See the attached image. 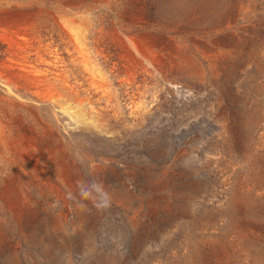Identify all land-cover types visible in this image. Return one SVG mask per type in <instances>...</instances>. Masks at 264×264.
<instances>
[{
    "label": "rangeland",
    "instance_id": "374dc122",
    "mask_svg": "<svg viewBox=\"0 0 264 264\" xmlns=\"http://www.w3.org/2000/svg\"><path fill=\"white\" fill-rule=\"evenodd\" d=\"M0 264H264V0H0Z\"/></svg>",
    "mask_w": 264,
    "mask_h": 264
}]
</instances>
